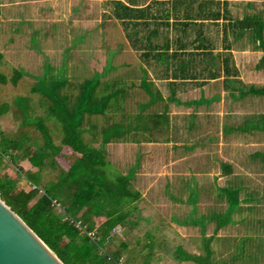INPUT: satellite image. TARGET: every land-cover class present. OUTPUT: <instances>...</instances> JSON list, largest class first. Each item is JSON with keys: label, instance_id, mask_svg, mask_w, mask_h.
I'll return each mask as SVG.
<instances>
[{"label": "rangeland", "instance_id": "1", "mask_svg": "<svg viewBox=\"0 0 264 264\" xmlns=\"http://www.w3.org/2000/svg\"><path fill=\"white\" fill-rule=\"evenodd\" d=\"M105 1L0 0V72L7 76L13 69L20 72L15 84L8 81L0 85V103H7L6 111L0 115V131L16 135L20 130H27L32 137H38L31 126L20 127L23 117L19 108L25 97L28 120L43 114L39 93L31 91L41 76L63 78L66 89L63 91L67 93L74 92L83 78L94 74L100 83L122 81L126 92L125 98L119 101L122 113L138 111L151 114L154 119V114H162L164 118L155 128L148 122L142 125L147 129L129 130L121 140L102 145L106 161L120 173L130 174L131 186L139 194L137 209L126 218L128 224L113 230L110 248H119L120 241L125 244L120 250L119 262L127 259L128 264H140L146 232L154 233L149 241L153 243L150 247L153 254L148 264H193L176 260L173 253L177 246L184 252L203 253V243L215 264H264V93L249 92L241 99L236 91L228 94L219 88L217 81H207L200 87L183 85L175 91L176 98L182 102L199 95L209 98L206 105L169 102L165 80L141 61L138 52L126 42L120 23L100 16L106 9ZM79 34L84 39L70 45L73 36ZM220 34L219 30L214 34L216 50L222 45ZM230 45L241 80L248 82L242 87V93L238 92L263 88L264 69L258 72L250 67L262 50L251 51L253 43L245 38L231 40ZM141 69L151 83V91L157 90L160 94V99L150 104L149 96L138 86ZM119 113L111 111L102 118L98 116L96 126L113 121L112 117ZM189 120L191 129L186 126ZM52 123L50 120L46 125L53 142H57L60 134ZM222 130L229 135L235 133L245 142L234 141L235 138L225 141ZM212 134L216 139L207 140ZM82 135L90 138L85 132ZM91 144L99 145L98 136ZM201 155L211 166H201V163L194 166ZM221 158L230 159L232 166H228V171L218 166ZM58 160L65 165L62 157ZM19 165L24 169L30 166L26 161H19ZM13 173V166L2 158L0 174ZM19 185L25 189L30 187L24 179L19 180ZM229 185H239L237 209L231 212L228 223L219 225L216 220L215 224L214 219L207 220L205 207L209 205L218 218L223 215L226 202L216 192L218 187ZM188 197L194 199L193 210ZM172 214L187 218V225L170 223ZM190 217L207 221L201 227L198 223L192 224Z\"/></svg>", "mask_w": 264, "mask_h": 264}, {"label": "trees", "instance_id": "2", "mask_svg": "<svg viewBox=\"0 0 264 264\" xmlns=\"http://www.w3.org/2000/svg\"><path fill=\"white\" fill-rule=\"evenodd\" d=\"M104 3L106 11L100 16L114 18L120 23L130 47L138 52L141 61L150 66L152 72L155 70L157 77L166 80L170 94L177 85L184 84L185 80L199 84L222 75L225 83L239 82L236 70L230 63L228 33L232 40L241 39L245 31L247 37L257 39L256 46L261 47L263 52L256 65L264 63V42L260 41L263 22L256 15H245L239 21L223 23L220 50L212 51L210 43H199L196 45L198 47L190 50L186 47L187 43L179 40V36H175L172 41L165 36H158V28L160 24L163 25V21L156 19L168 16L170 10L175 18V0L171 1L170 10L162 7L154 10L152 5L156 7V4L163 3L159 1H152L144 6L136 5L137 0H106ZM217 15L218 12H215V16ZM221 16L227 19L228 11L224 9ZM150 23L153 24L151 28ZM177 24H181L183 31V27L189 22L177 21ZM82 40V34L73 36L70 45ZM19 76L17 69H13L9 76L0 72V85L8 81L15 84ZM40 78L31 91L39 93L43 114L33 115L28 120L27 100L22 96L24 103L19 108L21 117L24 118L20 127L31 126L38 132V137H32L27 130H20L16 135L0 131V161L6 158L14 168L13 175L0 174V198L63 264H128L127 259L119 262L124 242H119V248H110V243L115 234L114 228L128 224L127 216L137 209L139 194L131 186V175L120 173L106 161L102 145L121 140L129 130H145L147 128L142 125L148 122L155 128L164 116L154 114V119L153 115L138 111L135 114L122 113L123 107L119 101L125 98L126 92L123 82L117 79L100 83L97 74H94L83 78L74 92L67 93L63 91V78ZM150 84L141 69L138 86L150 97L149 104L160 98L157 90H150ZM241 91L243 90L240 93ZM249 92L254 95L262 94L264 87L254 88ZM243 94H247V91ZM6 109L7 103H0V115ZM111 111L120 113L112 117L113 121L96 126L95 119L98 116L102 118ZM50 120L60 134L57 142H53L46 125ZM83 132L89 134L90 138H84ZM96 136L99 145L95 147L91 143L96 140ZM60 157L65 161L64 166L58 160ZM19 161H26L30 166L24 169ZM222 170L228 171V166H222ZM20 179H24L30 187L25 189L20 186ZM218 189V198L226 202L222 208L224 217L220 215L219 220L209 205L205 208L208 210L207 220L214 219L215 224L218 221L221 225L230 221L231 212L237 209L238 199L236 187L232 189L225 186ZM187 201L191 203L193 210L194 199L188 197ZM173 214L169 216L170 223L183 226L187 222V218H182V215ZM190 220L192 224L198 223L201 227L207 221L196 217H190ZM153 236L154 233L145 232L147 240L142 244L145 252L140 264H148L149 257L153 254L150 249L153 243L149 242ZM202 251L203 253L193 254L187 250L184 252L177 246L173 256L176 260L190 261L193 264H215L209 257L206 243L202 244Z\"/></svg>", "mask_w": 264, "mask_h": 264}, {"label": "crops", "instance_id": "3", "mask_svg": "<svg viewBox=\"0 0 264 264\" xmlns=\"http://www.w3.org/2000/svg\"><path fill=\"white\" fill-rule=\"evenodd\" d=\"M122 1L125 2V0H122ZM152 1L163 2L162 4H158L159 6L156 4L155 5L156 7H154V5H152L154 10H157V7H162L165 10L171 9L170 7H171V1L172 0H137L136 5L144 6L145 4L150 3ZM175 1L177 2V11H175V15H176L175 18H173V15H172V13H170L171 12V10H170L168 12V16H166V17L163 16L162 18L156 19L157 21H160V22L163 21L162 22L163 25L160 24V26L158 28V31L160 34L158 36H161V35L165 36L166 38H168V40H171V41L175 36H179L180 37L179 40L181 42L187 43L186 47L189 48L190 50L192 47H198L196 45L199 43H210L211 44L210 48L212 49V51H216L217 48H216L215 42H214V34L216 32H218V30L222 34L223 23H227V22L233 23L235 21H239L245 15L246 16L247 15H250V16L256 15L259 17V20L263 22V26L261 29V37L262 38L260 41L264 42V0H175ZM224 9L228 11L229 17L227 19H224V17L221 16ZM105 11H106V9H105ZM184 11L187 12V15H185V16H184ZM215 12H218L217 16H215ZM238 13L240 14L239 17H237V15H235ZM177 21H187V22H189V24L185 25L183 27L184 29L182 31V29L180 27L181 24L180 25L177 24ZM165 22H167L168 24ZM173 22H175L174 25L172 24ZM152 26H153V24L150 23L149 28H151ZM210 33H211V35H210ZM221 34H220V41L219 42H221V44H222V35ZM228 35L231 36V34L230 33L227 34V38H228L227 40L231 44L232 39H231V37H228ZM242 35H243V37H241V39L245 38L248 42L253 43L251 51H253L255 53H259V51L262 50L261 51V54H262L263 49L261 47L256 46V44H258L257 39H252V38L250 39V37H247L246 31ZM83 39H84V36H83ZM125 40H126V42H128L126 38H125ZM220 48H221V45H220ZM230 49H231V47H230ZM218 50H220V49H218ZM230 51H232V50H230ZM230 57H231V54H230ZM260 57H261V55L257 59L259 60ZM194 59H197V57ZM230 59H231L230 60L231 65L236 70V78H237V80H239V82L225 83L222 80V78H223L222 75H220L217 78L208 80V81L209 82L210 81H215V82L217 81L218 84L220 85L219 88H221L223 92H228V94H233V92L236 91L237 94L240 95L238 90H243L242 87L245 86V84L248 82L245 83V81L241 80V75L238 72V64L235 63V61L233 60L232 57ZM257 59L253 63V65L250 67H252V68L254 67L253 70H255V71H258V72L262 71L263 72L264 67H262L261 65H259V66L256 65L258 62ZM262 65H264V63ZM238 73L240 76H238ZM228 77L234 78V76H228ZM185 81L186 82H184V84L177 85L172 94H170L169 87L167 86V89H168L167 100L169 102H175V103L182 102L181 100H178L175 96V91L177 90V88H181L183 85H188V86H192V87H194V86L200 87L202 85V83H199V84L193 83L191 80H188V81L185 80ZM165 82H166V80H165ZM204 82H207V81H204ZM239 83H241L242 86L241 87L238 86V88H237L236 85ZM249 83L257 85L255 82H249ZM255 88H258V87H255ZM244 91H247V90H244ZM247 93H249V90L247 91ZM244 97H245V94L242 95L241 99H243ZM158 99H160V98H158ZM158 99H156V100H158ZM209 100H210L209 98H206L202 95H199L198 98L187 100L185 102H182V104H184V105L190 104V105H194V106H199L200 104L206 105V103H208ZM195 101H198V103H196V104L191 103V102H195ZM244 120H246V118ZM186 126H187V128L191 129L192 125H190V120L187 122ZM223 133H224V137H222V138L225 141L228 140L229 138H235L234 141H237V139H242L241 137H236L234 135L235 133H231L230 135H234V136H230L229 132L222 130V134ZM239 134L242 135V133H239ZM251 134L248 135V138H250ZM241 135H239V136H241ZM215 139H216V137L214 136V134H212L211 136L208 135V137H207V140L214 141ZM242 140H244V139H242ZM164 142H166V141H164ZM243 142H245V140ZM149 143L154 144V142H151V141ZM155 143H158V142H155ZM199 145H201L202 147L204 146L203 143H199ZM199 160L200 161L194 163V166H199L200 163H201L200 164L201 166H211V164H210L211 162L208 163L207 158L204 155H201V158ZM244 163H246V162H244ZM218 166H232V165H231L230 159H226V160L222 159L218 163ZM228 170H229V167H228ZM182 183L183 182H181V184ZM229 187L232 189H235V187H236V189L238 190L239 185H233V186L229 185L228 188ZM187 223L188 222H186L184 224V226H186Z\"/></svg>", "mask_w": 264, "mask_h": 264}, {"label": "water", "instance_id": "4", "mask_svg": "<svg viewBox=\"0 0 264 264\" xmlns=\"http://www.w3.org/2000/svg\"><path fill=\"white\" fill-rule=\"evenodd\" d=\"M0 264H63L1 198Z\"/></svg>", "mask_w": 264, "mask_h": 264}]
</instances>
